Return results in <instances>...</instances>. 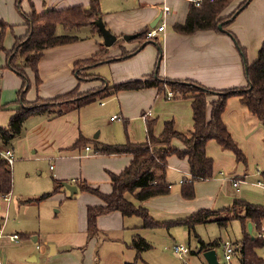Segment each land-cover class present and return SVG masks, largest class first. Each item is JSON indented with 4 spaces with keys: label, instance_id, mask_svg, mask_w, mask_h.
Instances as JSON below:
<instances>
[{
    "label": "crops",
    "instance_id": "1",
    "mask_svg": "<svg viewBox=\"0 0 264 264\" xmlns=\"http://www.w3.org/2000/svg\"><path fill=\"white\" fill-rule=\"evenodd\" d=\"M16 1L0 0V22L7 26L2 41L4 51H0V126L2 127L8 123L14 108L11 102L17 99V92L22 84L21 77L6 66L8 63L6 52L12 48L15 38L24 36L27 31L21 12H30L29 1L38 13L47 9L87 6L89 2V0H22V10H19ZM199 3L197 5L193 0H111L110 3L109 0H100V8L104 11L101 15L102 21L116 36V41L122 39L124 35L138 34L148 28L156 18L158 10L168 6L169 12L165 13L164 17L165 29L157 36L162 48L158 70L156 69L158 50L155 44L148 41L142 49L135 51L129 58L106 61L94 66L88 72L94 74L95 79L78 83L72 74L76 61L88 59L103 49L108 50V57H115L121 48L132 51L139 44L134 38L129 41L123 40L107 48L103 45L102 37L90 27L69 31L62 28L61 34H70L77 37V40L44 51L38 62L41 83L37 88L33 75H28L30 86L26 99L33 101L37 97L52 98L77 85L81 91L89 90L102 84L109 85L112 82L142 78L156 70L163 78L191 80L217 90L245 86L244 58L241 57L238 47L243 49L249 63L256 60L260 45L264 41V0H251L225 27L233 39L226 33H216L211 30L181 35L173 29L175 24L185 21L191 5L196 8L199 7ZM235 7L230 5L221 16L229 15ZM14 11L16 13L18 11L20 16H16ZM158 23H162L161 19ZM100 69L103 70L99 73ZM115 98L118 100V113L110 116L108 123H117L119 126L122 124L124 130L128 127L132 142L145 141L146 120H151L154 135L161 132L165 121H172L175 129L181 133H188L192 129L190 99L166 98L164 92H158L155 88L120 91L110 97V99ZM213 100L215 96L208 98V102ZM99 104L102 107L106 106L104 102ZM82 108L68 109L64 114L54 118L45 116L27 118L23 126L24 131L22 129L21 134L10 145L1 146L0 149L11 148L14 159L17 158L16 161H33L35 164L46 160L52 162L48 167L52 172V181L57 179L72 184L83 180L91 187L108 194L111 191L110 175H117L123 171L129 165L131 155L97 154L94 153L91 145L86 146L89 150L73 147L79 136L88 139L87 133L93 132L97 126L94 118L82 117L80 110ZM209 108L210 105L208 111ZM113 116L117 118L112 119ZM222 119L231 137L243 152L245 161L250 158L257 161L264 156V133L261 123L241 104L238 97L228 98ZM135 122L138 124L137 127H134ZM100 130L102 132L101 128ZM121 133V139L116 137L113 140L108 135H104L103 138L101 135L100 137L95 135L94 139L106 144H119L124 140L123 130ZM174 146L180 147L178 142H175ZM206 154L213 160V176L208 180L194 182V196L191 199H184L180 194L182 184L180 181L189 179L186 160L174 155L168 158L166 180L171 184L170 193L141 203L154 221L182 220L199 209H205L204 207L215 210L228 207L236 198H244L251 204L262 205L264 190L256 184L257 181L264 183L262 171L242 172L240 169L242 166L235 159L234 154L222 149L213 140L207 142ZM36 155L38 157H34ZM37 172L41 175L45 174L40 170ZM250 178L252 181H249ZM235 180H239V184L234 185ZM205 184L207 185L203 186ZM214 184L219 186L220 190L211 191V185ZM62 192L68 193L65 188ZM68 197H70L68 203H72L70 209L66 210L71 220V227L62 234L48 232L41 234V232L36 233L34 228L29 229L30 225L26 222L23 210L17 205L14 210L16 213L14 221L17 226L11 234H18L20 240L18 243H13L8 236L4 237L1 234L0 264L35 262L36 257L33 253L35 250H39L45 257L44 264H124L136 258V252L129 247V244L134 236H142L140 232L144 228L141 227L142 221L139 217H124L118 211L102 214L96 219L98 234L88 237L86 208L98 205L101 201L94 195L79 191ZM126 198L134 205H138L132 195L127 194ZM21 204L29 203H23L22 200ZM173 227L157 229L170 232ZM21 234L28 235L22 237ZM187 234H190L188 230ZM142 238L145 239L143 236ZM33 243L39 244V248L36 247L37 245L33 248ZM197 243L199 249V240ZM49 244H52L51 248ZM187 249L190 252L189 248ZM12 251L15 253L14 258L11 257ZM77 253H83L84 258L80 260Z\"/></svg>",
    "mask_w": 264,
    "mask_h": 264
},
{
    "label": "trees",
    "instance_id": "2",
    "mask_svg": "<svg viewBox=\"0 0 264 264\" xmlns=\"http://www.w3.org/2000/svg\"><path fill=\"white\" fill-rule=\"evenodd\" d=\"M233 1L201 0L199 7L195 8L191 5L185 21L181 24H175L173 29L181 35L210 30L221 33L217 28L218 23L231 18L236 10L241 11L249 4L248 0H241L229 15L220 17ZM21 2L22 0L16 1V7L19 10H22ZM28 4L30 12H21L27 27L26 34L15 38L12 48L6 52L8 59L6 66L21 77L22 84L17 92V99L11 102L14 104V108L7 125L0 126V148L10 145L21 134L24 122L29 117L54 118L64 114L68 109L82 108L97 99L113 96L120 91L155 88L158 92L171 91L174 98L190 99L192 129L188 133L177 131L172 121H165L161 132L154 135L151 120H146V138L143 142H132L126 138L124 143L106 144L82 136H79L74 142L73 147L75 148H85L91 145L94 153L97 154L127 153L131 155V161L123 171L117 175H110L111 191L108 194L102 193L98 188L91 187L83 180L71 184L76 186L79 192L94 195L101 201L98 205L87 206L86 208L88 237L98 234L97 217L113 211L120 212L124 217H139L142 221L141 227L144 229L162 227L169 229L171 226L181 225L190 233L194 232L195 226L199 224L215 222L219 228H224L230 221L238 220L241 225V239L231 243L234 248V255L237 256L240 264H264V258L261 256L264 239L254 235V232L264 226V203L254 205L236 198L228 207L214 211L199 209L182 220L171 222L154 221L141 205L147 199L170 193L171 184L166 180V172L168 158L172 155L185 159L188 164L189 179L185 178L180 186V194L184 199L193 198L195 181L208 180L213 176V160L206 154L208 141H215L222 149L231 151L237 161H244V154L231 137L223 122L222 115L228 98L238 97L241 104L261 123L264 133V41L260 45L256 60L252 63L246 60L243 49L238 47L241 57L244 58L243 71L246 84L242 87L217 90L191 80L163 78L158 74L157 69L142 78L106 86L102 84L100 87H93L84 91H81L77 85L73 89L52 98L37 97L33 101H28L26 99V93L30 86L28 75H33L34 84L38 88L41 83L38 74V62L44 51L77 40V37L70 34L58 35L56 33L58 26H61L65 31L90 27L101 36L93 23L98 16H101L100 0H89L87 6L77 5L59 10L47 9L41 13L35 10L32 2L29 1ZM230 23L224 24L223 28ZM6 27L4 23L0 22V51H4L2 41ZM149 29L148 27L140 31L135 39L139 45L148 41H155L160 48L158 51L162 52L157 37L146 38ZM120 42H123V39L117 40L113 45ZM138 46L132 51H120V54L115 57L106 58L104 55L108 50H99L88 59L76 61L73 65L72 74L78 83L93 81L96 76L91 73L86 74L89 69L106 61L129 58L135 53ZM121 50L123 49L121 48ZM210 96H215V100L208 102ZM175 142H178L180 147L174 146ZM262 175L264 177V171ZM64 182L53 179L54 186L50 192L43 193L37 198L25 199L23 203L38 204L52 195L62 192ZM11 188V166L0 158V196L10 194ZM127 194L132 195L138 205L130 202L126 198ZM248 222L252 224V236L247 231ZM21 235L26 237L28 234ZM199 244L198 253L202 254L208 249H213L219 242L215 240L204 243L199 240ZM129 247L135 250L136 258L132 262H125L124 264H137L141 253L152 248L151 244L140 236H134Z\"/></svg>",
    "mask_w": 264,
    "mask_h": 264
},
{
    "label": "rangeland",
    "instance_id": "3",
    "mask_svg": "<svg viewBox=\"0 0 264 264\" xmlns=\"http://www.w3.org/2000/svg\"><path fill=\"white\" fill-rule=\"evenodd\" d=\"M238 1L239 0H234L231 4V7L233 5L237 6ZM110 2L111 0H109V3ZM18 11L17 13L14 11L16 16H20ZM100 11L101 15L104 14V11L101 10V8ZM61 32L62 27L58 26L56 29V33L60 35ZM121 51L127 52V50ZM118 54H120V52ZM106 57H108V51L104 55V58ZM103 69H100L99 73ZM86 74H89V72H87ZM111 84H113V82ZM110 97L111 96L102 99H97L93 103L84 106L82 109H80L82 117L94 118V122L97 125L96 129L93 132L87 133L88 139L93 140L95 135L98 137H100L101 135V138H103L104 135H108L110 139L113 140H115L116 137H119V139H121V132L123 130L124 140L122 141V143L126 141L127 134L129 140L132 141L129 136L128 127L127 130H124V126L122 124H120L119 126V124L117 123H108L110 116L118 113V100L116 98L110 99ZM100 102L106 103V106H100ZM137 126L138 124L135 122L134 127ZM100 128L102 129V132ZM34 157H38V155ZM16 160L17 158L13 160L14 163H12L11 165V192L10 194H8L6 199L0 196L1 234L4 237H7L9 234L12 233L13 229H15V226H17L16 221H14L16 217V213L14 210L17 205H19V207H21V209L23 210V215L27 219L26 222L28 225H30V227L27 226L29 227V229L34 228L36 230V233L41 232V234L46 232L57 234L64 233L66 229H68V227H71V220L69 219V214L66 211L72 206V203H68L69 201H67L69 193L64 194L62 192L65 197L62 193H56L38 204H21L22 200L24 201L28 198H37L41 194L50 192L53 189L54 184L52 181V172L48 168L50 163L52 164V162H48L46 160L44 162H36L35 164L33 161L26 162L23 160ZM244 161H238L242 166V168L240 167L242 172L250 170H258L259 172L264 171V156L259 158L257 161L251 160V158L247 159V161L245 162ZM37 170L45 172V174H38ZM249 181H252V178H250ZM170 182L173 183V181ZM206 185L207 184L203 186ZM217 190H220L219 186L217 187L215 184L211 185V191ZM240 199L248 202V200L244 198ZM263 200L264 198L262 199V204L264 203ZM204 208L209 209V207ZM210 210L214 211L215 209L212 208ZM3 222L4 225H2ZM140 234L146 239L148 243L151 244L152 248L148 251H145L144 253H141L140 260H138L137 264H207L203 255L198 253V240H201L205 243L213 242L215 240L219 242V244L214 247L216 253V260L219 264H240L236 255H233L230 261H226L224 257V248L223 246H221V242L229 241L232 243L241 239V225L238 220L230 221L224 228H219L215 222L199 224L195 226L194 232H191L189 235L187 234L186 228L181 225L174 226L173 228H171L170 232H167L165 229L156 228L153 230L144 229L140 232ZM35 245L39 244L33 243L32 247L34 248ZM175 245H184L186 248H189L190 252L179 256L173 251V246ZM12 252L13 255L11 257L14 258L15 253L14 251ZM33 253L36 257V261L28 262L26 264H44L45 257L41 255L39 250H35V252ZM77 255L80 260L84 258L83 253H77Z\"/></svg>",
    "mask_w": 264,
    "mask_h": 264
},
{
    "label": "water",
    "instance_id": "4",
    "mask_svg": "<svg viewBox=\"0 0 264 264\" xmlns=\"http://www.w3.org/2000/svg\"><path fill=\"white\" fill-rule=\"evenodd\" d=\"M249 1H250V0H248V3H249ZM238 12H239V10H236L235 13L233 14V16H232L231 18L226 19V20H224L223 22L218 23L217 28L219 29V31H221L222 33H226V34H228V35L231 36V34H230L225 28H223V25L226 24V23H228V22H230V21L235 17V15H236ZM162 13H163V10H162V8H160V9L158 10V14H157L156 18L153 20V23H151V24L149 25V28H150V29H151V28H154V27L156 26V24L158 23V21H159V20L161 19V17H162ZM93 23H94V25L98 28V30H99V32H100V35H101V37H102V41H103V45H104L105 47H107V48L110 47V46H112V45L116 42V36L113 35V34H112V33H111V32L105 27V24H104V22L102 21L101 16H98V17L93 21ZM136 36H137V34L124 35V36H122V39H123L124 41H129V40H131V39H134ZM231 38H232V36H231ZM232 39H233V38H232ZM234 42H235V41H234ZM151 43H153V44L156 45L157 50L160 49L159 46L156 44L155 41H151ZM235 44H236V42H235ZM145 45H146V43H142V44H140V45L138 46V48H137L136 51L142 49ZM158 52H159V54H158V57H157V60H156V69H158L159 64H160V60H161V58H162V52H160V51H158ZM104 86H106V84H104ZM63 186H64L65 190L68 191L69 196H73V195H75V194L78 192L76 186L71 185V184H69V183H67V182H64V183H63ZM247 231H248V234L252 236V224H251V222H248V223H247ZM33 241H34V240H33ZM51 247H52V245H49V248H51ZM202 255H203L205 261L207 262V264H219V263L217 262V260H216V253H215V250H214V249H208V250L204 251V252L202 253ZM33 259H34V258H33Z\"/></svg>",
    "mask_w": 264,
    "mask_h": 264
},
{
    "label": "built area",
    "instance_id": "5",
    "mask_svg": "<svg viewBox=\"0 0 264 264\" xmlns=\"http://www.w3.org/2000/svg\"><path fill=\"white\" fill-rule=\"evenodd\" d=\"M193 1L196 2L198 5V3L201 0H193ZM162 10H163V13H162L163 15L161 17L162 23H158L154 28L149 29L146 33V38L152 39L154 37H157L160 32L164 31V29H165L164 17H165V13L169 12V8H168V6H163ZM165 97L166 98L173 97L172 92L167 91L165 93ZM114 118H117V116H113L112 119H114ZM85 150H89V148L85 147ZM0 158L4 159L7 162V164L11 166L13 163V160H14V155H13L12 149L11 148L0 149ZM183 181L184 180H181L180 182L182 183ZM239 182H240L239 180H235V181H233V184L237 185V184H239ZM256 184L259 185L260 187H262L264 190V183L262 181H257ZM7 196H8V194L4 195L3 198L6 199ZM254 235L258 238L264 239V226H262L260 230L254 232ZM0 236H1V228H0ZM8 238L13 243H18L20 240L19 235L16 233L8 235ZM222 246L224 248L225 260L230 261L232 259V256L234 255V248H233L231 242L225 241L222 243ZM36 247L39 248L38 245ZM173 251L177 255L182 256L188 252V249L184 245H175V246H173ZM261 256L264 258V247L261 250Z\"/></svg>",
    "mask_w": 264,
    "mask_h": 264
}]
</instances>
